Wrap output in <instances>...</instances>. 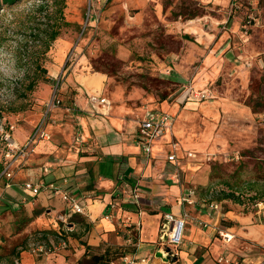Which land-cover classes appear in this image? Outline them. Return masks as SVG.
Returning a JSON list of instances; mask_svg holds the SVG:
<instances>
[{
  "label": "rangeland",
  "instance_id": "rangeland-1",
  "mask_svg": "<svg viewBox=\"0 0 264 264\" xmlns=\"http://www.w3.org/2000/svg\"><path fill=\"white\" fill-rule=\"evenodd\" d=\"M39 3L24 0L0 14V264H27L34 248L61 239L32 228L27 204L39 196L26 183L33 172L45 181L62 155L89 148L86 110L75 99L84 97L88 107V95L99 94L81 89L79 79L89 73L104 74V96L135 119L149 109L174 115L177 182L196 187L198 201L232 191L238 201L264 199V0L231 1L218 25L219 41L226 34L219 50L201 39L211 30L202 17L218 13L200 0H68L70 24L45 51L44 36L31 28ZM201 19L205 30L190 32ZM45 21L42 12L34 27ZM43 119L50 138L25 148ZM254 204L239 206L264 221V206ZM122 252L100 264H127Z\"/></svg>",
  "mask_w": 264,
  "mask_h": 264
},
{
  "label": "crops",
  "instance_id": "crops-1",
  "mask_svg": "<svg viewBox=\"0 0 264 264\" xmlns=\"http://www.w3.org/2000/svg\"><path fill=\"white\" fill-rule=\"evenodd\" d=\"M200 1L218 13V17L215 14L202 17L210 21L211 30L201 39L211 47L216 44L215 48L219 50L225 44L226 34L219 41L218 25L228 17L225 13L232 0ZM201 23H204L203 19L189 24L188 30L196 33L205 30ZM96 73L101 76L104 86L105 75ZM83 79L88 80L81 76V89L90 92L92 89L82 83ZM102 89L97 93L104 96ZM75 99L77 106L86 110L81 112V125L89 148L84 145V153L79 155H62L57 168L46 169L43 182L57 181L79 201L84 213L74 212L60 195L49 190L38 194L35 202H28L34 231H46L44 236L59 234L66 238L67 245L60 244L57 238V248L50 253L34 248L35 253L26 256L27 264H81L85 253L89 257L107 250L123 251L121 259H126L127 264L130 261L133 264H217L216 256L223 251L232 257L243 255L245 264H258L263 260L264 221L244 212L234 201L226 202L222 210H214L210 202L198 201L197 195L196 202L191 204L181 200L187 187L177 182V165L168 160L170 134L156 141L152 159L145 161L139 143V121L148 110L135 119L134 112L128 107L112 106L111 113L102 116L88 109L89 101L85 107L84 97L77 95ZM30 180L42 183L36 172ZM129 185L139 188L138 204L129 202L125 192ZM62 213L67 215L66 223L58 220ZM167 214L185 220L184 243L179 247L163 244L164 227H168L165 223ZM201 221L207 226H201ZM174 223L169 221L168 225L172 228ZM218 228L233 233L236 239L225 245ZM245 246L249 247L245 249ZM165 249L171 255L169 258L157 256Z\"/></svg>",
  "mask_w": 264,
  "mask_h": 264
},
{
  "label": "built area",
  "instance_id": "built-area-1",
  "mask_svg": "<svg viewBox=\"0 0 264 264\" xmlns=\"http://www.w3.org/2000/svg\"><path fill=\"white\" fill-rule=\"evenodd\" d=\"M88 101L92 105L91 111L95 114L107 116L110 114L112 110V101L106 97L95 93H90L88 95ZM51 105L49 104V108ZM45 119L39 125H37L36 130L34 134L28 139L27 144L25 145V148H28L35 143H37L38 139H49V135L45 131ZM175 117L173 114L169 113L168 111L164 110H148L144 117L139 121V143L141 146L142 153L145 157V161L149 162L152 159V155L155 149L156 141L162 137H164L167 134L171 135V140L169 141L171 152L168 153V160L175 163L177 166L179 165V156H178V150H180L178 141L176 140L175 135L173 134V127H174ZM18 147V145L16 144ZM188 156H195V152L191 151L188 153ZM26 188L29 189L34 196L40 194L44 190H49L50 192L60 195L67 203L70 204L71 209L74 212L78 213H84V207L79 203V201L73 197L68 190H66L64 187H62L60 184H58L55 181L51 182H42V183H35L33 181H30L26 183ZM187 193L182 196L181 200L184 203H194L196 202V195H197V188L196 187H189L186 189ZM125 192L129 196V202L138 204L140 202V191L137 186L129 185L125 188ZM257 206H259L260 209H263L260 205L264 206V201H257L255 202ZM254 204V205H255ZM210 207L214 210H222L223 205L221 202L212 201L210 202ZM258 208H256V211ZM187 216V214H186ZM167 219H169L171 222L174 221V226L169 230V237L166 241H163V244H173L175 246H180L184 243V237L183 235V229L185 226V220L184 219H177L172 214H167ZM58 220L63 221L66 223L68 221L67 215L65 213L58 215ZM201 226L206 227V222H200ZM179 226L180 231L178 233V236L175 237L174 233H172L175 228ZM217 232L220 234V239L225 245H229L232 243L236 237L233 233H230L228 231H224L222 229H217ZM60 244L63 246L67 245V240L64 237H61L59 240ZM249 246H245V249ZM57 248V244L55 246H47L44 244H41L37 246L36 250L39 252L44 253H50ZM125 261H127L125 259ZM145 261V260H142ZM216 262L217 264H245V261L243 259V255H238L237 257L229 256L227 252H221L216 256ZM130 264H133V261L129 262ZM111 264H115L112 262ZM250 264H255L254 262H251ZM258 264H264V258L263 260Z\"/></svg>",
  "mask_w": 264,
  "mask_h": 264
},
{
  "label": "trees",
  "instance_id": "trees-1",
  "mask_svg": "<svg viewBox=\"0 0 264 264\" xmlns=\"http://www.w3.org/2000/svg\"><path fill=\"white\" fill-rule=\"evenodd\" d=\"M24 0H0V14L1 11L4 10L7 6H13L16 5L20 2H22ZM68 6V0H40V3L37 4L36 9H35V13L31 14V18H32V23L34 25H32V31H34L36 34H38V36L40 37V35L44 36V44H45V51H48L52 45V43L61 35L64 27H66L67 25H69L70 23L67 21L66 19V13H65V9ZM42 12H45V17H46V21L44 23V27H34L36 26V19L38 17V15ZM90 16V13H89ZM37 64V68L40 67L39 62H36ZM42 68V67H41ZM43 73H47V69L42 68L41 69ZM35 87V81H31L29 83V89L33 90ZM0 172H2V169L0 170ZM240 193H238L239 195ZM238 196L236 195V193L234 191H232V193H226L225 197L220 199V201L217 202H221L222 205L224 206V204L226 202L229 201H234L237 202L239 205H253L255 202H257L258 200H262L264 201V199H259V197L256 196H251L248 198L247 201H242L241 199H239L238 201ZM225 199V200H224ZM212 202V201H211ZM33 217H31L32 219ZM44 234V232L46 231H40ZM58 236H60L58 234ZM113 251H105L104 253L98 254H91L87 255V253L84 254V256L82 257V259L80 260L81 264H100L102 262H106V260L108 259V255L110 257V253ZM112 261V260H111ZM94 262V263H91Z\"/></svg>",
  "mask_w": 264,
  "mask_h": 264
},
{
  "label": "bare ground",
  "instance_id": "bare-ground-1",
  "mask_svg": "<svg viewBox=\"0 0 264 264\" xmlns=\"http://www.w3.org/2000/svg\"><path fill=\"white\" fill-rule=\"evenodd\" d=\"M84 77L87 78L88 80L86 81L85 79H83L82 83L84 85H87L89 88H91L92 89L91 91L97 92L102 89L103 80L100 79L101 76L98 75V73L85 74ZM179 231H180V227L177 226L172 233H174L175 237H177Z\"/></svg>",
  "mask_w": 264,
  "mask_h": 264
},
{
  "label": "water",
  "instance_id": "water-1",
  "mask_svg": "<svg viewBox=\"0 0 264 264\" xmlns=\"http://www.w3.org/2000/svg\"><path fill=\"white\" fill-rule=\"evenodd\" d=\"M59 84V83H58ZM58 86V85H57ZM170 220L169 219H166V225L168 226V227H164V230H165V237H162L163 238V240L164 241H166L167 240V238L169 237L168 235H169V232L167 233V231H168V229L169 228H171L169 225H168V222H169ZM171 222V221H170ZM168 250H170V249H168ZM165 253V255H166V257H170L171 255H170V253H169V251H167V252H165V251H159L158 252V254H157V256H159V257H162L163 258V254ZM166 257L164 258V259H166Z\"/></svg>",
  "mask_w": 264,
  "mask_h": 264
}]
</instances>
